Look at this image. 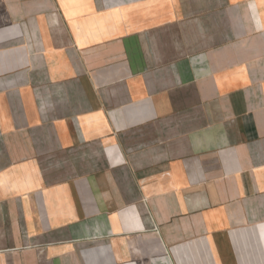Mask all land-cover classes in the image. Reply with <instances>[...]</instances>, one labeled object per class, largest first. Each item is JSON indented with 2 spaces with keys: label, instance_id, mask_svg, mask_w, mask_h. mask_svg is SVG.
Listing matches in <instances>:
<instances>
[{
  "label": "crops",
  "instance_id": "1",
  "mask_svg": "<svg viewBox=\"0 0 264 264\" xmlns=\"http://www.w3.org/2000/svg\"><path fill=\"white\" fill-rule=\"evenodd\" d=\"M0 264H264V0H0Z\"/></svg>",
  "mask_w": 264,
  "mask_h": 264
}]
</instances>
